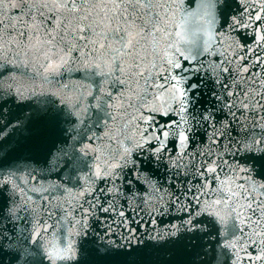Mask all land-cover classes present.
<instances>
[{"label": "snow or ice", "instance_id": "6c2138e0", "mask_svg": "<svg viewBox=\"0 0 264 264\" xmlns=\"http://www.w3.org/2000/svg\"><path fill=\"white\" fill-rule=\"evenodd\" d=\"M119 2H123V0H119ZM3 3L4 0H0V4ZM127 3L141 5V0H127ZM45 9L48 10L47 17L44 13ZM94 11L95 4L93 0H32V5L28 8V12L26 13L31 23L27 25L21 23L23 30L17 31L16 24L12 22L5 24L4 20L0 19V52H3L4 44L8 42L5 38L6 33L9 39L15 41L16 38L12 37L11 33L16 31L17 37L20 38L18 43L20 50L24 52L25 57L31 55L35 60L41 61L40 68L44 73H55L68 65L70 61L76 62L73 60L74 52H80L76 60H81V58H83L84 61L87 60V57L91 55L92 52L105 49L121 57L124 55H133L135 46L138 43L136 37L139 35L135 18L117 12L113 15L96 13L97 16L101 17L100 19H96L93 15ZM126 11L127 8H125V12ZM260 12H264V7L260 9ZM255 19L261 21L264 20V16L258 12ZM90 21L91 23H88ZM52 22L55 23L53 24ZM113 23H115V27H112ZM237 23L240 22L237 21ZM45 24L52 25L51 30L44 27ZM93 24H95L96 28L100 29V31L96 32L98 39L89 41L86 33H91ZM241 26L246 27V25L243 24H241ZM41 29H43V35L40 34ZM100 38H102L104 42H101ZM25 40L27 44H24ZM109 40L118 43L120 47L114 48L112 43H105ZM260 40H264V35L260 36ZM80 41H85L84 47H87L88 44L93 45L92 52L85 53L81 51ZM177 51H179V49H177ZM17 55H19V52ZM169 64L174 68L180 67L178 61H169ZM0 67H3V65L0 64ZM93 67L100 69L102 65L94 64ZM85 68L87 70V64ZM120 70L123 71V69ZM9 71H11V69H9ZM224 71H228V69H224ZM245 71H247V69H245ZM100 74L108 75L109 73L101 72ZM2 75L3 73L0 72V76ZM140 75H143V72H141ZM121 83L123 82L121 81ZM173 87L175 88L176 86L173 85ZM223 87L227 90L231 86L225 83ZM0 88H2V81H0ZM16 91L19 96H23L21 88H17ZM183 96L184 92H179V97L182 98ZM228 96H236V99L226 105L228 113L234 118V121L239 119V117H237V112L240 113V116H244L246 121L248 116H245V112H250L251 108H255L256 110L250 112V114L258 116L259 120H254L253 124H259V126L264 129V123H261L264 122V93L260 94L259 99L253 97L251 100L248 99V97L252 96V93L247 89L238 95L228 92ZM204 118L209 119V117ZM222 127H226V125H222ZM241 127H243V125H241ZM164 135H167V133H164ZM180 139L181 143H183L187 137L181 134ZM254 143L264 144V135H262L259 141H255ZM241 147H243L245 151L251 150L250 146L243 144V142H241ZM237 150L239 151L240 148L238 147ZM258 150L264 155V148ZM246 171V169H240V172ZM206 174L211 177V179H207L203 187L211 189L212 183L215 181L217 189L220 192L223 193L225 189H227V195L211 202H204L202 211L208 212L210 215H217V209L223 207L225 209H230V214L235 213L238 216H243L242 209L251 210L254 214L256 210L259 209L261 215L264 216V201H255V208L251 202L246 204L241 203V199L248 201L250 198L249 195H245L248 191L247 188L244 185L236 183V180L230 177L221 179L214 162L205 165V170L201 172V176L204 177ZM234 183L236 184L235 189L231 187ZM260 188L264 189V184H261ZM203 195H205V193L201 192L200 195L195 197L198 201V208L201 207L200 201ZM104 211H107V209H104ZM49 214L51 215V213ZM188 215V224L194 229L195 224L193 221L195 220V214L189 212ZM220 218L222 219V217ZM247 219H250V217Z\"/></svg>", "mask_w": 264, "mask_h": 264}]
</instances>
